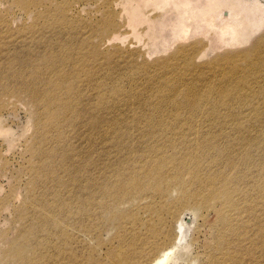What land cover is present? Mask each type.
<instances>
[{"label": "rangeland", "instance_id": "rangeland-1", "mask_svg": "<svg viewBox=\"0 0 264 264\" xmlns=\"http://www.w3.org/2000/svg\"><path fill=\"white\" fill-rule=\"evenodd\" d=\"M43 1V6L27 10L18 0H0V264H80V257L88 255L85 250L93 245H87L86 249L80 247V191L83 186V166L99 158L100 148L109 150L112 155H118L112 140L126 144L130 138H140L134 136L138 123L148 125L167 122L169 128H175L173 125H177L178 122L177 127H187L181 123L191 120L189 116L192 110L191 106L187 105L184 90L191 91V87L197 86V95H194L196 100L201 98L232 100V94L225 96L220 94L227 79L226 73L223 72L228 68L239 69L237 76H233L230 87L235 83L236 85L244 83L245 80L251 84L246 92L240 91L241 97H245L246 104L243 102L235 104L234 111L238 112L241 122L253 131L250 136L264 149V123L254 116L257 108L264 112L262 110L264 92L259 91L264 88V25L255 29L257 23L264 20V0L239 1L232 13L236 14L234 16L237 17L238 25L242 14L249 16L252 12V4L255 1L262 6V11L256 15L252 35L246 42L240 43L242 45L228 44L216 52L207 47L209 38L202 35L173 42L170 37L171 31H167L159 38H154L152 24L155 18L157 25L163 22L170 25L177 23L174 20L176 15L171 9L165 11V7L159 8L154 3L147 4L143 0ZM132 4L139 5V9L142 8L143 14L150 21L136 25L135 34L122 27L115 31L120 36L118 39L101 45V40L112 32L111 28L105 31L109 26L108 21L115 23V18H109L108 13L113 12L116 19H120V24H124L127 12L122 9ZM46 9L49 27L44 23L43 12ZM236 21L233 20L234 26L237 24L234 23ZM242 24L241 22L240 26ZM62 25L66 27L65 32ZM262 39L260 54L256 50L257 52L249 55V60L252 59L249 63L241 58L240 53L245 51L244 49L248 50L253 46L259 48ZM194 45L196 51L191 63L179 49H187ZM115 47L128 50H125L122 57H117L113 54ZM48 51L61 52L71 58L66 69L67 71L76 69L75 74L78 77L71 109H75V114L80 113V116H75L72 111H65L61 120L48 125L47 133H50L47 134L45 140L47 147L44 148L47 150L43 156L37 154L39 155L37 157L32 154L37 143L31 113L41 118L45 112L43 105L46 103L51 105L46 99L42 101L40 93L39 98L37 97L39 91L46 92L49 88L39 83L32 85L35 80L34 74L31 72L29 75L30 68L24 69L20 60L26 58L34 60L39 54ZM227 51L231 53L230 55H237L231 67L228 63L215 59ZM202 54L204 56H201ZM212 59L215 60L210 68L208 64L213 63ZM160 61L167 62V66L163 68L162 64L157 65ZM80 63L91 72L82 71ZM144 65H148L145 70ZM159 65H162L161 70L158 69ZM17 70H26V74L18 75ZM149 74L156 75L154 86H148L151 85L147 83ZM196 74L203 76L201 84L194 85V77L200 79ZM176 79L181 81V84L175 92L159 90L162 86L171 88ZM27 82L32 86L23 88ZM95 85H99L100 88L97 90ZM232 89L235 91V88ZM254 89L260 93L252 97L250 92ZM32 90L35 94L31 93ZM100 97H104L103 102L99 100ZM214 107L207 104L208 109ZM53 108L51 105V110L55 109ZM202 118L209 120L208 116ZM147 125L144 126V130ZM125 129H129L133 134L129 132L122 134ZM185 133H191L192 140L197 138L192 132ZM172 140L175 141L167 143L168 149L167 152H163L164 154L172 153L169 147L178 146L182 141L179 138ZM135 142L140 144V141ZM42 145L43 143L41 147ZM50 149L55 154L49 153ZM67 152L69 158L64 161ZM195 152L196 150L192 153ZM245 155L243 146L239 157L243 158ZM256 155H259L256 157L258 159L263 158L264 151L260 149ZM46 156H52V161L43 162L41 158L46 159ZM48 163L51 166L48 167L50 172L46 174L42 172L38 181L33 182L32 169L45 170L44 167ZM66 203L68 206H65ZM146 205L145 201L140 202L139 207L137 206L139 209L132 210L133 220L135 215L144 219L148 217L155 219L160 214L158 209L168 206L167 203L160 202L150 204L149 210L146 211L144 209ZM130 209L132 208H125V216L132 214L129 212ZM177 212L176 218L182 220V223L185 222L183 245L188 243L190 245L189 257H185L177 264H211V260H206L204 255L212 250L210 241L213 236L210 228L216 223L215 215L202 211V215L199 214L195 221H192L194 216L192 212L184 211L183 208H179ZM173 220L170 223L172 228L175 224ZM131 227L132 225L127 226ZM227 228L226 226L222 233L234 242L235 237L233 234L229 235L230 231ZM116 231L119 232V229ZM116 231L111 233L108 240L116 237ZM69 234L70 239L67 237ZM176 235H179V231ZM172 244L171 240L162 246L171 247ZM226 250L234 256L235 252L229 248ZM15 252L22 254V261L16 260V256L13 257ZM98 253L99 257L105 255L104 250ZM169 263L170 260L162 264Z\"/></svg>", "mask_w": 264, "mask_h": 264}, {"label": "bare ground", "instance_id": "bare-ground-1", "mask_svg": "<svg viewBox=\"0 0 264 264\" xmlns=\"http://www.w3.org/2000/svg\"><path fill=\"white\" fill-rule=\"evenodd\" d=\"M239 1L143 0L144 3H154L159 8L165 7V11L169 8L176 15L174 20L177 23L173 25L166 22L157 25V18L153 20L152 35L154 38H159L167 31H171L170 37L173 42L202 35V37L209 38L206 45L215 52L216 50L220 51V48L222 50L228 44L246 42L252 35L256 15L262 11V6L255 1L249 16L242 14V18L239 20L243 24L240 26L241 22L238 25L237 17L234 16L236 14H232ZM18 2L27 10H35L44 5L42 0H18ZM138 4L140 5V3ZM135 5L132 4L126 9H122L127 12L124 24H120V19L117 20L113 12L108 13L109 18H115V23L108 21L107 26H109L105 31L111 28L112 32L101 40V45L118 39L120 36L115 31L122 27L135 34L137 32L136 25L150 21L143 14L142 8L139 9V5ZM43 13L44 23L46 27H49L47 9ZM233 20L236 21L234 23H237L235 26ZM262 25H264V20L259 21L255 29ZM62 29L64 32L66 31L64 25H62ZM262 42L263 39L259 48L253 46L248 50L244 49L245 51L240 53L242 54L241 58L249 63L252 60H249V55L256 50L260 54L259 49H261ZM154 46H156L155 43ZM125 50L128 49L122 50L115 47L113 54L122 57L125 55L123 54ZM195 51V45L187 49H179V52L187 56V60L190 62ZM48 52L36 55L38 58L34 60L19 59L21 63L23 62L24 69L30 68L29 75L31 72L34 74L35 80L32 85L39 83L49 88L46 92L39 91L37 97L39 98L40 93L42 101H45L43 99L48 100V103L55 108L51 110V105L47 103L43 105L45 112L41 118H37L31 113L36 128L34 138L38 144H36V148H33L32 154L37 157L43 156L47 150L44 148L47 147L45 140L47 134L50 133H47L48 125L61 120L65 111H72L75 116H80V113L75 114V109H71V104L74 103L72 100L75 99L73 96L74 86L78 82V77L75 74L76 69H73L74 71L66 69L71 58L61 52ZM227 52L223 55L220 54L221 56L218 54L215 59H217L216 61L220 59V62H226L231 67V63H234L233 59L237 58V55H230L231 53ZM99 54L101 53L99 52ZM166 61L168 62V60ZM167 62L160 61L157 65L162 64L165 68ZM83 63H80L82 71L90 73L91 70L87 71V67H83ZM213 64L214 61L208 66L212 68ZM162 65H159L158 69L161 70ZM147 68L148 65H144L143 70ZM24 71L17 70V73L25 75L26 70ZM238 72V67L228 68L223 72V74L226 73L227 79L224 81L220 94L223 96L232 94V100L225 101L223 98L220 101L217 98L196 100L194 95H197L198 87L190 86L191 91L184 90L183 93L187 99V105H190L192 110L189 116L191 120L181 123L187 127H177L178 122L177 125H173L175 128H169L167 122L148 123V125L145 124L147 127L144 130L145 125L138 123L135 130L137 133L134 136L140 138L128 137L130 141L126 144L112 140V145L118 155H112L109 150L100 148L98 150L99 158L83 166V186L80 191V247L86 249L87 245H93L85 250L88 255L80 257V264H162L168 260L171 261L169 264L179 263L190 255L189 243L183 245L185 241V232L183 231L185 225L183 223L185 222L182 223V220L176 218L179 208L192 212L194 215L192 221H195V217L202 211L215 215L216 223L210 228L213 236L210 241L212 250L204 255L206 260H211V264H225L226 262L230 264H264V157L256 158L259 156L256 155L257 151L260 149L264 151V149L258 145L255 138L250 136L253 131L248 125L241 122L238 112L234 111L235 104L242 102L244 105L246 104L245 97H241L240 91L245 90L246 92V89L251 87L247 80L238 85L235 83L230 87L233 76H237ZM196 76L200 79L194 77V85L201 84L203 76L201 74H196ZM155 79L156 75L149 74L147 83L151 85L148 86H154ZM89 84L91 85V83ZM180 84L181 81L176 79L171 88L162 86L159 90L175 92L180 88ZM32 85L27 82L22 87H31ZM95 88L98 90L100 86L95 85ZM232 88H235V91ZM259 91L263 93L264 88ZM259 91L254 89L250 95L254 97L260 93ZM32 92L35 94L34 90ZM67 94L70 96L68 97ZM103 98L100 97L99 100L103 102ZM207 104L215 107L208 109ZM176 108L178 107L176 106ZM257 109L254 116L264 123V112L260 111L261 108ZM262 110L264 111V109ZM204 116H208L209 120L203 119ZM212 129L214 130L211 131ZM206 130L208 131L206 132ZM129 131V129H125L122 134ZM185 132H192L196 134L197 138L192 140L190 138L192 134ZM178 138L182 140L180 144L172 145L169 147L172 153L164 154L163 152H167L168 149L167 143ZM135 141H140V144ZM42 143L43 147H41ZM196 143H198L197 146H195ZM140 145L143 146L140 147ZM243 146L246 155L240 158ZM194 150L196 152L192 153ZM49 153L55 154L52 149ZM181 154L182 156H180ZM46 157V159L41 158L43 162L52 161V156ZM68 158L69 153L67 152V158L64 161ZM48 167H51L50 163L45 165V170L42 171L33 168V182L38 181L42 172L45 174L50 172ZM204 172H209L211 175ZM143 201L147 203L144 208L146 211L149 210L150 204L155 205L160 202L161 204L167 203L168 206L159 208L160 214L155 219L150 217L144 219L135 215L133 220L132 210H138L137 206ZM65 206L68 204L66 203ZM126 207L132 208L129 210L131 215L125 216ZM43 217L47 218L44 215ZM174 218L175 220H173ZM172 220L175 221L173 228L170 225ZM128 225H132V227L127 228ZM226 226L230 231L229 235L233 234L235 237L234 242L222 233ZM117 228L119 232L116 231ZM113 231H116V237L108 240ZM177 231H179V235L175 236ZM67 237L70 239V234ZM171 240L173 241L171 247L163 248L162 245H166V242ZM228 248L235 252L234 256L228 253L226 250ZM102 250L105 251V255L99 257L98 252ZM14 256H16V260H23L20 252L13 253Z\"/></svg>", "mask_w": 264, "mask_h": 264}]
</instances>
